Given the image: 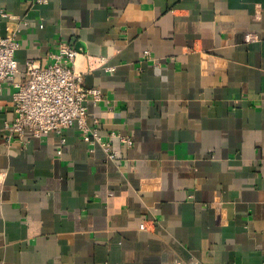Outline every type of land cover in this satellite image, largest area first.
I'll return each instance as SVG.
<instances>
[{"label": "crops", "instance_id": "0c3cea01", "mask_svg": "<svg viewBox=\"0 0 264 264\" xmlns=\"http://www.w3.org/2000/svg\"><path fill=\"white\" fill-rule=\"evenodd\" d=\"M32 2L0 0L26 22L20 71L71 43L107 100L89 124L133 144L110 161L74 128L7 141L6 83L0 264H264V0ZM98 57L112 70L86 72Z\"/></svg>", "mask_w": 264, "mask_h": 264}, {"label": "built area", "instance_id": "2783aa9c", "mask_svg": "<svg viewBox=\"0 0 264 264\" xmlns=\"http://www.w3.org/2000/svg\"><path fill=\"white\" fill-rule=\"evenodd\" d=\"M46 3V0H33L32 4ZM0 17L7 19L5 35H0V93L6 83L12 88L14 117L6 121L3 130L7 132V141L17 136L23 137L29 131L32 137L39 138L47 133L59 136L69 128L76 129L83 142L93 152L99 146L108 160L115 161L118 152L112 147V140H118L126 148L133 144L131 137L116 132L101 134L98 118L89 124L88 106H97L107 102L101 89L86 87L85 73L75 70L78 50L67 41L58 43L54 53L50 54V63L42 66L35 60H28L23 71H20L16 61V52L20 48L17 41L18 25L26 22L0 9ZM17 23L13 26L12 23ZM144 57L150 59L148 52ZM103 58H95L86 72L105 68ZM155 65L157 63L154 62ZM22 75V76H21ZM64 143V139H60ZM144 226L141 225V229Z\"/></svg>", "mask_w": 264, "mask_h": 264}]
</instances>
